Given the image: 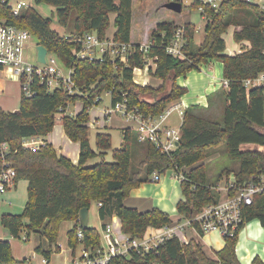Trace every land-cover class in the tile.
<instances>
[{"label":"trees","instance_id":"16d2710c","mask_svg":"<svg viewBox=\"0 0 264 264\" xmlns=\"http://www.w3.org/2000/svg\"><path fill=\"white\" fill-rule=\"evenodd\" d=\"M57 8L59 22L70 30L61 36L51 28V19L42 16L33 7L23 8L14 15L8 0H0V19L28 29L37 42L44 45L61 63L71 70V78L85 93L69 94L63 88L53 91L36 85L35 96L22 97L21 107L14 112L0 108V140L8 142L11 153L8 159L17 171L16 182L28 181V199L22 214L5 213L2 225L13 237L39 234L49 243L48 249L36 247L48 260L53 252H59L60 229L65 221H75L67 232L68 245L75 254L78 245L95 252L101 244V235L96 227L82 228L83 239L78 238L79 214L92 202L101 203L99 217L105 227L114 216L121 220L122 232L133 238H142L149 228H162L173 224L170 214L153 208L139 211L127 207L125 200L131 191L149 182L154 171L165 173L173 169L182 170L183 198L177 204V211L184 219H193L206 205L216 202L220 194L208 184L207 169L202 161L207 158L211 147L225 143L231 160L240 162L235 176L238 185H243L252 175L264 173V151L243 149V145L264 146V89L247 88L244 81L255 78L264 71V13L256 4L247 0H225L218 8L205 6L203 14L210 20L205 37L196 43V26L183 23L188 43L184 57L171 55L165 44L171 39L176 22H156L150 32L152 38L149 57L155 66L149 73L164 81L158 88L139 85L134 81L135 68H144L147 57L140 50L141 44L133 43V2L134 0H36ZM168 3V0H166ZM165 6V4H164ZM198 9L197 4L192 5ZM115 14L113 35L118 42L132 43L126 62L104 57L90 60L75 54L80 44L76 39L87 32H95L100 38L107 36L111 15ZM235 27L234 40L247 43L242 51L225 54L227 44L224 34ZM215 59L223 62V78L228 86H221L209 96V104L188 106L181 124L179 146L170 154L161 152L151 142H141L132 127L123 129L124 141L113 151V162L101 161L94 165L87 162L98 153L92 149L89 140L90 109L94 100L103 92H110L112 104L127 99L129 109L137 108L145 117L162 114L171 104L177 102L188 90L177 84V78L185 76L200 64H209ZM171 81L170 89L166 82ZM150 92L156 94L152 100L144 97ZM218 97L224 104L223 121L209 119L207 113L213 99ZM84 101L83 109L76 115H67L72 103ZM61 118L66 135L80 143V157L77 164L54 145L45 140L37 150L22 146L25 137H46L56 124V114ZM96 146L100 154L112 148V135L99 132ZM141 151L143 158L132 167L135 152ZM2 160L0 159V169ZM232 170H227V175ZM220 174L219 180L222 178ZM259 220L264 226V191L256 194L252 204L244 207V222L237 234L225 238L224 247L209 256L203 243L197 239L184 242L178 236L167 238L157 249L150 251L133 250L128 256L112 258L110 264H242L237 256L239 232L252 220ZM201 232L198 222H192ZM27 237V236H25ZM0 264H27L17 261L12 253L9 239H0ZM73 264V263H72ZM252 264H264L256 257Z\"/></svg>","mask_w":264,"mask_h":264},{"label":"built area","instance_id":"2783aa9c","mask_svg":"<svg viewBox=\"0 0 264 264\" xmlns=\"http://www.w3.org/2000/svg\"><path fill=\"white\" fill-rule=\"evenodd\" d=\"M4 2L7 0H3ZM188 0H168V2H179L182 4ZM225 0H193V4L198 5V9L203 13L205 6L218 8ZM250 3L256 4L264 13V0H247ZM14 15H18L23 8L29 7L26 1H18L16 5H12ZM33 34L25 28L16 24L9 23L7 20L0 19V72L6 74L7 79H16L20 82L22 97H32L38 93L37 84L45 86L48 90L53 91L57 88H63L69 94L78 93L85 95L71 78V70L68 75H62V72L57 68L58 58L48 51L46 54V62L33 63L26 56V47L28 39ZM80 47L76 49L75 54L79 57L94 59H103L110 57L126 62L131 51L133 50L132 43L118 42L114 37L100 38L95 32H87L82 37L76 39ZM188 43L186 37L185 25H178L171 39L165 44L169 54L184 57V47ZM39 43L37 42V45ZM153 44L150 37L147 42L141 44L140 50L147 57L148 63L144 68H135L134 81L139 85H147L143 82H138L136 77L141 73H149V69L155 66L153 59L149 57L151 45ZM247 45L248 44H241ZM37 48V47H36ZM242 48V46H241ZM242 51V50H241ZM38 60V56H37ZM247 88L262 87L264 89V71L255 78H249L244 81ZM223 85L228 86V82L224 80ZM4 88L0 87V95ZM109 95L110 92H107ZM102 101L101 96L94 100V106H97ZM178 111L184 117L185 109L181 104H171L162 114L157 116L145 117L140 114L137 108L129 109L127 99L112 104V107L105 109L101 116L96 115L90 118L88 124L91 127L102 125L103 120L108 121L113 115H122L128 121L134 122V129L138 133V139L141 142H151L161 152L170 154L179 146L181 139V125L178 128L169 126L168 118L173 111ZM61 109L59 110V112ZM61 113V112H60ZM90 113V111H89ZM62 118V117H61ZM45 143L44 137L30 136L22 140V146L30 150H37ZM11 153V147L8 142L0 140V159L2 166L0 169V195L4 194L8 189L15 186L17 171L12 166L8 159ZM164 173L154 171L151 175L152 182H159ZM175 176L183 180L185 179L184 172L175 171ZM232 176V175H231ZM264 191V173H258L243 185L237 184L236 176L226 179L223 186H218L220 194L216 202L206 205L193 219H187V224L193 225L198 222L201 228L200 235L204 236L211 232H218L222 237L232 238L239 231L240 226L244 222V207L252 204L256 194ZM102 204L99 203V206ZM79 221V220H78ZM82 225L79 222L78 238L82 240L84 235ZM181 226L168 225L162 228H149L142 238H133L125 234V237H120L113 229L111 223H107L103 227V236L106 245L98 246L95 252L83 249V254L80 258H75L73 264H110L112 258L117 256H128L131 251H150L157 249L167 238L178 236L177 230ZM197 228V227H196ZM151 229V230H150ZM179 237V236H178ZM26 238V237H25ZM47 258L43 259V264H48Z\"/></svg>","mask_w":264,"mask_h":264},{"label":"rangeland","instance_id":"374dc122","mask_svg":"<svg viewBox=\"0 0 264 264\" xmlns=\"http://www.w3.org/2000/svg\"><path fill=\"white\" fill-rule=\"evenodd\" d=\"M18 1H26L31 7H33L38 13H40L42 16L50 18L51 19V28L58 32L61 36H67L70 33V30L63 26L59 22V18L57 15V8L49 3L46 2H37L36 0H10V3L12 5H16ZM193 0H188L183 4L182 12H175L173 10L168 9L164 6L166 4V0H134L133 2V26H132V37L133 41L139 44H142L144 42H147L149 39L150 32L152 30V27L154 23L156 22H176L178 24H183L186 22L193 23L196 26V36L195 40L196 43H201L204 40L205 37V29L206 26L210 20V18L203 14L199 9H196L192 6ZM115 32V25L114 20L111 19V25L109 30L107 31V35L110 37ZM234 32L235 27L231 26L227 32L224 34V39L227 44V48L225 51V54L232 55L238 52H241L243 50L241 46L244 48L245 45H240L234 40ZM245 44V43H244ZM247 44V43H246ZM37 38L33 35L31 38L28 39L27 47H26V56L28 60H30L33 63H37ZM214 61V60H213ZM216 62L208 66L209 64H200L201 67L198 69H193L189 73H187L185 76H181L177 78L176 82L182 87L187 88L188 92L185 94V96H191L196 98L198 101H204L206 98V88L209 89V91H213L215 89H220L221 86H223V68H222V61L219 59H215ZM57 68H59L62 72V75L66 76L69 74L70 70L69 68L65 67L60 60H57L56 64ZM143 76H146L148 78H157L153 76L152 74H146L142 73ZM216 77L217 80H214L213 78ZM0 79L4 80V90L0 95V108H2L4 111L11 112L19 110L21 107V99H22V92H21V86L20 82L16 79H7L6 74L4 72H0ZM136 80L138 82H142L141 78L138 76L136 77ZM160 80L149 82V86H155V84H158ZM162 81V80H161ZM152 83V85H151ZM155 83V84H154ZM164 84V81H162V85ZM148 85V84H147ZM144 86V85H143ZM152 86V87H153ZM161 86V85H160ZM160 86L154 87L158 88ZM171 87V81L166 82V88L170 89ZM218 91V90H217ZM156 94L147 92L144 94V97L147 99H153ZM184 96V97H185ZM102 101L97 106H92L90 109V115L93 118L95 115L101 116L103 114V111L105 109H109L112 107V98L111 95H109L107 92H103L101 94ZM196 100V101H197ZM185 106H190L189 102H186L185 100ZM84 107V101L79 100L76 103H72L68 106L66 110L67 115H76L79 113ZM205 107V106H204ZM223 112H224V104L221 101L220 98L215 97L213 99V102L211 104V107L209 108V111L207 113V117L209 119L215 120L217 122L223 121ZM61 117H63L62 113L56 114V124L53 128L52 136L55 139V143L57 141L61 140L60 136H58L59 133V127L62 124ZM182 117L179 114L178 111H173L171 115L168 118L169 126L178 128L182 124ZM91 122V121H90ZM128 123L126 122V119L118 114L114 115L107 124H102L100 126H96L89 129V140L90 144L93 150H95L98 155L95 158L90 159L87 162V165H94L96 163H99L101 161H107V162H113V151L115 149H118L122 146L124 141L123 136V130L122 126H127ZM90 126V124H89ZM99 132H107L112 135V148L107 150L105 153H101L98 150L96 146V135ZM243 149H259L261 151H264V146H256L255 144H247L242 146ZM143 158V153L141 151L135 152L133 159H132V167L137 166L139 161ZM202 163L205 164L207 169V177H208V184L211 186H214V189L218 191V186H223L226 182L227 177L232 178V176L235 175V172L238 171L240 167V162L236 160H231L228 156L227 149L225 143L220 144L219 146L211 147L208 150V156L206 159L202 161ZM227 170H232V172L227 175ZM222 175L221 180L220 174ZM175 171L173 169L167 170L162 178H164L166 175L170 177V180H176L178 181V184L180 186L181 180L176 179L174 177ZM232 175V176H231ZM151 181V178H150ZM149 183V182H148ZM21 185L24 184L23 182L20 183ZM26 192L21 199L18 201H15L13 203L7 202V206H11L12 211L6 212L11 214H22L24 211L25 204L28 199V186L26 187ZM1 199V196H0ZM2 200V199H1ZM13 205V206H12ZM98 211V204L97 202H92L91 204V211H90V223L91 226L96 227L101 235V245L105 246V240L102 238L103 236V227L101 225L99 216L97 214ZM0 210V228H5L2 225L1 218L2 215L5 214ZM70 224L69 222H66L65 225H62V228L60 229V239L63 241V239L66 237V229L67 225ZM117 233V232H116ZM117 234H120L118 232ZM219 234V233H218ZM26 232L23 231L20 234V237H13L16 238L14 241H17V247L22 254V256H17L18 259L15 258L13 247H12V253L14 256V259L18 261H30V264H43V259L45 256L41 252L36 251L37 245H42L43 249H48L49 243L46 240V238L42 237V242L39 239L38 235L32 234L29 239L27 237L25 238ZM220 235V234H219ZM222 237V235H220ZM27 240H25V239ZM225 240L222 238H216ZM65 241V240H64ZM13 242V240H12ZM11 242V246H12ZM41 243V244H40ZM63 247L59 252H53L51 255L53 264H72L73 260L75 258H80L83 254L84 246L82 244L78 245L75 251V254H73V249L69 247V245L65 244L63 242ZM219 246V242L217 243ZM26 250L28 251V256H25ZM17 252V250H16ZM210 255L211 252L207 251ZM25 257V258H24Z\"/></svg>","mask_w":264,"mask_h":264},{"label":"crops","instance_id":"0c3cea01","mask_svg":"<svg viewBox=\"0 0 264 264\" xmlns=\"http://www.w3.org/2000/svg\"><path fill=\"white\" fill-rule=\"evenodd\" d=\"M115 16H116L115 14H112L111 19L114 20ZM115 31H116V28H115ZM114 33H113V35H114ZM113 35L110 37H113ZM132 42L135 43L133 40H132ZM214 62H216V61L214 60V61L210 62V64L208 66H210ZM222 68H223V62H222ZM138 77L141 78L143 83H146L148 85H149V82L158 80V78H151L150 79L146 76H143L142 73L139 74ZM213 79L217 80L216 77H214ZM222 81L224 83V78H222ZM151 85H152V83H151ZM160 85H162L161 80L158 82V84H155V86H153V85L152 86L157 87ZM0 87L4 88V80L3 79H0ZM218 89H215L213 91H209V89L206 88V98L204 101H198L194 97L184 95L185 97L182 96V98L180 100H178L176 103L181 104L182 108H184V109H186L188 107V105L185 106V104H184L185 100H186V102H189V105L199 104V105L207 107L209 104V101H210L209 96H211ZM14 111H11V112H14ZM113 116H111V118ZM90 118H92L91 115H90ZM110 119L108 121L103 120L102 124H104V123L107 124V122H109ZM126 122L128 123V125L125 127L122 126L121 127L122 130L124 128H127V127L134 128L136 125L134 122L128 121L127 119H126ZM89 127L93 128V127H91V125ZM52 133L53 132H51L48 136L44 137V140L52 143L59 154H63L65 156H67L75 164H77L79 161V157H80V143L72 141L66 135V133L64 131L63 124H61V126L59 127L58 136H60L61 140L57 141V143H55V139L53 138ZM169 176L166 175L164 178H161V180L159 182L149 181V183L148 182L143 183L139 187L133 189L131 191L129 197L126 198L125 205L127 207L137 208L139 211H147V210H151L153 208H158V209L170 214V216L172 217V219L174 221L172 225L182 227V228H179L177 230V234L182 241L188 242L192 238L197 239L203 243V246H204V249L206 250V252L207 251L211 252V255L208 252H207V254L209 256L214 257L215 252L221 250L224 247L225 240H221V239L217 240L216 239L219 237L222 238L218 234V232H211L209 234L201 236L199 233V230L196 227H193L192 225H188L187 220L178 214L177 204L183 198L181 184L179 186L178 181L173 180V179L170 180ZM174 177L176 179H178L175 176V174H174ZM21 182H23L24 184L21 185L20 184ZM27 186H28L27 180H20V181H17L15 183L14 187L8 189L4 194H1L0 196H1L2 200L0 199V210L3 213L11 212L12 208L10 205L7 206V202L13 203V202L21 199V197H23L25 192H26L25 189ZM98 210H99V204H98ZM90 211H91V207L89 209V216H91ZM97 214L99 216L98 211H97ZM99 219H100V217H99ZM66 222L70 223L67 225L66 237L63 239V241H61L60 235H59V240H58V244L61 247V249H62L63 244H64L63 242H65V244L68 245L67 232L70 229H72L75 225V221H65L62 225H65ZM100 222H101V225L103 227V221L101 219H100ZM108 223L112 224L115 232L121 233V235L118 234L120 237H122V238L125 237V234L122 232V229H121L122 228L121 220L118 217L114 216L111 220L108 221ZM89 225L91 226L90 219H89ZM61 228H62V226H61ZM32 234H35V233H32ZM35 235H38L40 241L42 242V239H43L42 236L39 234H35ZM25 236H27V239H29V237H30L28 235H25ZM0 239H9L10 242H12V240H13L12 247H13V252H14L15 258L18 259L17 256H22V254H20V252L18 250L17 241H14L16 238H13V236H11L8 229L0 228ZM27 239H25V240H27ZM218 242H219V246L217 245ZM16 250H17V252H16ZM24 254H25V256H28V251L26 250V252ZM237 256H238V258L242 264H252L253 260L256 257L260 258L264 262V226L260 223L259 220L255 219V220L250 221L239 232L238 243H237ZM27 264H30V261H28ZM48 264H53L52 258L49 259Z\"/></svg>","mask_w":264,"mask_h":264},{"label":"water","instance_id":"95a60500","mask_svg":"<svg viewBox=\"0 0 264 264\" xmlns=\"http://www.w3.org/2000/svg\"><path fill=\"white\" fill-rule=\"evenodd\" d=\"M165 7H167L170 10H173L175 12H182L183 6L179 2H168L165 4ZM48 48H46L44 45L38 44L37 45V56L38 61L45 63L46 62V54L48 53ZM89 208L85 207L80 211L79 214V222L82 225L83 228L89 227Z\"/></svg>","mask_w":264,"mask_h":264}]
</instances>
